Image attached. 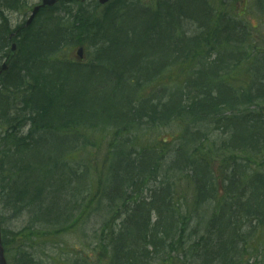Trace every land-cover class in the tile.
Here are the masks:
<instances>
[{
  "label": "trees",
  "instance_id": "1",
  "mask_svg": "<svg viewBox=\"0 0 264 264\" xmlns=\"http://www.w3.org/2000/svg\"><path fill=\"white\" fill-rule=\"evenodd\" d=\"M117 4L121 3L114 0L101 18H92L79 11L74 16L71 28L53 19L44 18L39 21L40 17L31 29L20 36L19 54L15 63L19 71L16 76L13 74L15 78L12 77L6 91L11 99L19 100V105L24 107L22 110L25 117L21 119L26 122L28 130L24 137L13 135L14 128L10 126L1 132L2 140L13 149L2 155L4 166L9 171H15L12 175L8 171V175L2 176L0 168V183H7L10 179L7 183L8 191L3 193L10 199L9 203L14 205L23 203L27 198L25 206L30 207L33 201H37L39 192L57 194L53 186L72 192L69 186L87 175L85 171L78 174V170L71 166L73 156L77 153L76 137L73 145L61 152H34L33 146L45 141L46 134L57 135L71 131L76 136H82L87 122L97 120L114 129L111 137L103 138L108 158L104 174L108 208L122 207L119 213L124 217L121 231L111 238L113 247L129 243L134 247L133 253L137 252L143 258V255L155 253L163 245L171 248L175 238L178 241L191 239L193 241L188 248L196 261L201 264L218 261L232 264V253L245 237L242 218L245 217L250 224V221H258L263 216L264 188L262 179L254 181L251 177L245 187L252 189V193L246 196L244 190L236 195L234 201L238 202L233 204L234 208L227 210L229 215L224 217L223 212L227 206L221 203L217 186L220 181L226 193L240 191L241 175L236 176L234 173L238 169V156L242 155L246 162L250 158L254 161L262 158L259 164L255 162L254 165L264 167V48L256 52L249 66L258 78L253 84L234 90L224 77L227 73L226 64L217 63L219 60L207 62L212 53L218 57L228 53V58L232 60L234 52L240 50L235 48V44L243 43L235 40L238 32L234 29L233 18L227 13L217 11L215 21L202 25L203 32L193 39L177 37L181 31V8L171 11L159 9L155 14L141 18L143 20L139 31L134 27L130 31L131 35H122L124 32L119 30L117 21L123 11L134 5L112 7ZM226 17L230 21L222 23ZM159 18L170 20V32H164L169 40L167 45L158 40L165 25L157 26ZM4 31V26H0V35ZM76 31L79 38L90 40L92 46L102 43L98 51L107 52L106 56L115 50L120 51L117 55L121 57V67L126 70L122 69L120 75H115L113 88L106 90L105 86H100L103 84L102 75L95 80L92 78V70L80 79V65L63 63L65 68H62L55 65L61 62L51 61L53 56L69 45ZM115 36H120L116 44ZM82 41L80 39L77 42ZM126 48H130L133 53L129 52L128 57L123 58L121 55ZM166 48L169 53L164 55V60L160 56H148L147 51L156 49L157 52H163ZM103 57L102 53L97 55L99 62ZM102 64L107 63L103 61ZM130 70L141 76L146 87L151 82L161 86L159 81L169 78L171 91L155 98V101L147 95L141 96L138 88H142V84H132L129 79H123L124 72ZM221 72H224L223 75ZM72 73L77 75L79 86L69 83L68 77ZM164 91H167V87H164ZM252 105L257 106L258 112L244 109ZM1 110L0 122L5 118ZM224 112L229 115L224 117ZM171 124L174 125L176 138L169 141V148L164 151L160 140H155L149 148L135 151L132 147L134 141H130V144L123 139L125 134L137 133L143 127L154 130L167 128ZM211 126L226 129L224 135L227 141L219 149H214L208 130ZM161 144L166 142L161 141ZM218 152L220 155H217ZM24 153L26 166L20 168L19 164L25 161ZM0 166L3 165L0 163ZM32 166L33 172L29 175ZM91 168L89 172L95 175L96 166L92 164ZM230 168L232 172L228 175L226 173H229L227 171ZM159 172L163 176H158ZM181 175L185 176V191L189 194L188 205L184 203V215L173 202L176 182L173 185L172 179ZM151 177L153 181L160 177V181L159 186L151 189L152 195L148 200L130 201L131 196L125 197L123 188L143 187ZM98 180L99 177L95 179ZM35 181L36 186L32 184ZM82 202L79 210L81 213L87 208V203L84 200ZM211 202L215 210L205 227L207 236L204 233L199 235L196 227L189 230L188 226L199 216L197 210L200 206ZM152 214L156 219L151 224ZM248 229H253V226L249 225ZM146 247L150 250L142 253L141 248Z\"/></svg>",
  "mask_w": 264,
  "mask_h": 264
},
{
  "label": "rangeland",
  "instance_id": "2",
  "mask_svg": "<svg viewBox=\"0 0 264 264\" xmlns=\"http://www.w3.org/2000/svg\"><path fill=\"white\" fill-rule=\"evenodd\" d=\"M157 1L162 2L165 0H119L122 5L131 4L140 7L143 10L146 6V8L152 7L149 4L151 2H155L157 5ZM166 1L170 2L174 0ZM201 1L206 2L207 4L208 2L214 3L215 6H217L218 12L227 13L232 17L234 29L238 32L234 38L239 42H243L240 45L235 44V48L240 50L233 59L236 61L245 59L244 62L239 63L238 66L236 65L237 67L229 65L227 68L231 69L235 67V69H237L242 66L249 67L256 52L264 48V0ZM38 2L39 0H0V25L3 24L7 28L6 31H4L7 44L8 35L10 33L17 34L23 30V25L28 17L29 11L33 6L37 5ZM121 4L112 7L115 8ZM140 8L135 9L131 7V10L121 13L117 25L120 24L118 27L119 30L121 29V31H125L122 35L126 33L130 34V29L133 27L139 31V28L142 26L141 16L143 15ZM152 9L155 11L157 8L155 6L152 7ZM221 9L223 10L222 12L220 11ZM79 11L85 12L89 16H92V18H101L104 9H101L100 7L97 8L92 0H62L58 10L54 13V21L60 20L62 25L71 28L74 16H76V13ZM46 17L49 16H43L41 19ZM153 19L154 17L151 21H153ZM181 21V31L178 32L180 37L186 36L193 39L199 37L203 32L204 28H201V18L192 21L187 17H182ZM229 21L230 19L228 17L222 19V23ZM156 24L157 26L161 24L163 26V24H165L163 26L162 36L159 37L158 40L161 44L167 45V35H165V33L170 32L168 21L159 18ZM80 39L84 41H82L81 44L85 48L82 64L83 67L88 68L93 66L90 68L94 72L101 71L102 76H104L108 70L107 75L104 76L105 81L103 85L106 90L113 88L116 83L114 82V79H116L114 76L116 74L120 75L121 68L117 64L110 63L105 58H103V60H106L109 66L108 64H102V59L99 62L100 59H97L96 51L101 45H103L102 43L98 46H92L90 40L79 38L76 31L72 36L73 44H69L65 47L66 51L69 46L72 47V50L69 54H66V51H64L62 53V59L77 60L74 54L76 49V45L74 46V44ZM114 40V43L116 44L118 42L116 36ZM17 42L20 48L19 39ZM6 51L7 48L0 53V63ZM129 52L133 53L130 48L124 49V53L121 56L127 58ZM166 52L169 53L168 48H166ZM106 57L107 59L113 60H119L121 58L116 52ZM160 57L164 60V55H160ZM213 60H219L217 63L224 62L226 65L233 63L232 60L228 58V53L219 57L215 53H212V55L208 57L207 62L212 63ZM247 67H242L241 70L243 71ZM14 69H17V65L14 66ZM192 70H196V68H192ZM130 72L131 70L124 72L123 79H129L130 83L142 84V88H138V93L143 97L147 95L150 99L155 101V98L167 95L171 91V80L169 78L159 81L161 86L157 83L151 82L149 86L146 87L138 73ZM223 73L224 72H221L222 75ZM243 75L244 73L238 70L236 75L233 76L237 79L234 83L233 81L230 82L234 89L239 90L240 86L237 85V82H239ZM166 76L168 77L167 71ZM255 79V73L251 72L250 78H246L242 81V84L245 85V83L253 82ZM9 80H11V75H7L4 80H1L0 102L3 101L2 95L5 93L4 87L10 82ZM68 81L73 86L80 85V81L74 73L69 74ZM178 82L180 83L181 81ZM164 87H167V91H164ZM11 102L13 103L12 106L5 108V118L0 122V163L3 165L0 166V168H2V176L8 175L9 171V168L4 166L2 155L7 151H13V149H10V147L2 140L3 136L1 135V132L5 131L10 126L14 128V130H12L13 135L15 134L17 137H24L28 130L26 122L21 119L22 117H25L22 110L24 107L19 105V100L11 99ZM244 109L250 112L256 111L255 108L251 106ZM222 115H224V117L228 116L225 112L222 113ZM166 127L167 128L159 127L154 130L143 127L137 133L125 134L123 139L128 140L129 142L134 141L132 147L135 151H140L141 148H149L155 140H160V145L163 147L162 150L164 151L169 148V141L176 138L174 125L171 124ZM208 130L211 135L210 137L214 142V149L221 148L222 144L227 141L224 135L226 129L223 127L211 126ZM113 133L114 129L112 127L102 128L97 125L94 130L85 132L82 136H76V134L71 131L57 135L47 136L46 134L45 141L39 142L33 146L34 149H32V151L34 152H61L72 146L75 141L74 137H76L75 149L77 153L73 156L71 166L74 169L76 168L75 170L80 168V171H82L83 168H86L87 173L89 171L91 172L92 164L96 166L95 175H92V173L89 172L88 175L81 178L79 182L76 181L69 186L72 189L70 194L62 195L65 199L61 207L64 213L54 210L57 208V201L60 202L58 196H53L50 199L51 204L49 202L37 203L33 201L30 207H27L25 206L28 201L27 198H25L24 202L19 205H14L12 202L9 203L10 199L8 196H5L3 192L7 193V183L10 182V179L7 180V183H0V223L7 264H201L199 261L193 259L192 251L188 248L193 240L183 239L178 241L176 238L173 240L174 246L166 248V245H163L161 246V249L157 250L155 253H149L148 256L143 255L142 261L137 260L140 259L137 252L135 253L136 260H133V258L130 257V250H133L134 247L128 244L127 258L124 255L125 253H123L114 263V251L111 238L121 231V223L124 217L119 213L122 211V207L108 208L109 203L105 196L107 192L104 190L107 187L105 185L104 174L107 169L108 158L106 157L107 146L104 144L103 138L107 136L111 137ZM11 137L12 136L8 139L9 141ZM161 141L166 142V144H161ZM217 155H220V153L218 152ZM23 157H25V161L23 164H19L20 168L24 165L26 166L25 153ZM261 161L262 158H259L258 161H254L250 158L249 161L246 162L245 159L242 158V155L238 156L236 163L238 169L234 173L236 176L241 175L239 179L240 191L235 190V192L226 193L220 181H218L217 188L220 190L218 197L220 198L221 203L224 206H227L223 212L224 217L229 215L227 210L234 208L233 204L238 202L234 201L236 195L244 190H246V193L244 194L246 196L252 193V189H246L245 187L251 177L254 181L262 179V188H264V167L254 165L255 162L256 164H259ZM30 169L31 170L28 171L29 175L33 172V166ZM230 170L231 168L227 171L229 173L226 174L229 175L232 172ZM14 172L15 171H12L11 169L9 171L11 175ZM80 173L81 172H78V174ZM158 176L161 177L163 174L159 172ZM97 177H99V180L95 181ZM160 177H157L154 181L153 177L149 178L147 180V185H144L143 187H125L122 191L125 197L130 198L131 196L130 201H133L134 199L148 200L152 195L151 189L159 186L158 182L160 181ZM183 179L185 180L184 175L172 179L173 185L176 182L175 188L173 189V202L174 205L181 210L182 215H184L185 208L189 202L187 201L189 194H186L185 191V188L187 189L185 184L186 181H183ZM32 184L36 186L37 182L35 181ZM73 185L75 186L73 187ZM3 189L5 191H3ZM52 189L56 193L65 192V189H59L57 186H53ZM96 191L98 192L96 193ZM41 196L42 194L40 197ZM12 199H14V197ZM82 200L87 203V208L81 213L79 210L83 204ZM214 206L213 202L200 206L197 210L199 216L193 219V222L188 226V229L191 230L196 227L195 230L199 235H201V233L206 234L205 227L209 216L215 210ZM128 207H131V205ZM48 208L50 211H48ZM51 208H53V210H51ZM193 211L196 210L193 209ZM262 211L263 216H260L258 221H250V224H248V220H246L245 217L242 218L241 224L243 225L245 237L241 243L239 242L237 244V250L232 253L234 256L232 264H264V209ZM155 219L156 218L153 214L150 215L151 224ZM249 225H252L253 229L249 230ZM141 251L144 253V251H148V249L141 248ZM212 264L223 263L218 261L217 263Z\"/></svg>",
  "mask_w": 264,
  "mask_h": 264
},
{
  "label": "water",
  "instance_id": "3",
  "mask_svg": "<svg viewBox=\"0 0 264 264\" xmlns=\"http://www.w3.org/2000/svg\"><path fill=\"white\" fill-rule=\"evenodd\" d=\"M42 1V5L39 6V7H35L32 11V15L30 17V19L28 20L27 24H29L32 19L34 18V16L37 14V12L39 11V8L40 7H45V6H53L54 4H56L58 2V0H41ZM100 4H105L107 3L109 0H97ZM14 51H15V46L12 45V48L9 52V57L8 59L3 63V65L1 66L0 68V73H2L6 67H7V63L9 61V59L13 56L14 54ZM78 55H81V50H78ZM0 264H5V261H4V258H3V250H2V246H1V243H0Z\"/></svg>",
  "mask_w": 264,
  "mask_h": 264
},
{
  "label": "flooded vegetation",
  "instance_id": "4",
  "mask_svg": "<svg viewBox=\"0 0 264 264\" xmlns=\"http://www.w3.org/2000/svg\"><path fill=\"white\" fill-rule=\"evenodd\" d=\"M29 14H30V13H29ZM29 14H28V17H29ZM28 17H27V18H28ZM25 22H26V21H25ZM17 37H18V35H16L15 33H13V34H9V36H8V44H7V43H4L3 45H0V53H2L3 50H5V49L7 48V51H6V53H5V55H4L3 59H2V61H1V63H0V66H1L2 62H4V60L6 59L7 54H8V50H9V48H10V45L12 44V43H9V40H11V39L15 40V39H17ZM15 43H16V42H15ZM16 44H17V43H16ZM14 60H15V58H14ZM14 60L12 61V64L10 65L9 69L13 67Z\"/></svg>",
  "mask_w": 264,
  "mask_h": 264
}]
</instances>
